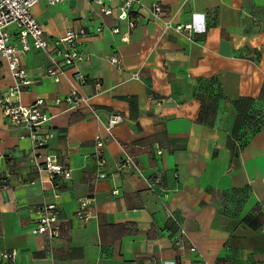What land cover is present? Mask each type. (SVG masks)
<instances>
[{"label": "crops", "instance_id": "crops-1", "mask_svg": "<svg viewBox=\"0 0 264 264\" xmlns=\"http://www.w3.org/2000/svg\"><path fill=\"white\" fill-rule=\"evenodd\" d=\"M93 1H40L32 9L50 38L85 30L82 49L91 59L67 69L59 83L46 75L50 52L21 59L33 81L22 103L44 101V130L53 133L36 153L55 155L72 177L57 201L63 234L50 257L48 241L32 231L37 206L55 201L52 184L29 162L27 133L0 111V253L18 252L0 264H264V125L243 146L237 139L240 115L264 113V0H159V19L156 0H141L126 20L102 15ZM124 2L112 0L115 14ZM184 24L194 34L175 30ZM75 73L87 83L78 84ZM13 85L0 65V94ZM73 87L87 103L71 110L64 98ZM112 115L122 121L108 132ZM97 138L106 147L103 179L93 159ZM126 154L139 174L118 173ZM153 177L160 179L156 192ZM163 194L196 252L175 248L178 228L166 219ZM80 199L92 202L85 227L74 217Z\"/></svg>", "mask_w": 264, "mask_h": 264}, {"label": "built area", "instance_id": "built-area-1", "mask_svg": "<svg viewBox=\"0 0 264 264\" xmlns=\"http://www.w3.org/2000/svg\"><path fill=\"white\" fill-rule=\"evenodd\" d=\"M40 1L46 2L53 6L68 2L70 0H0V65H5L13 79L14 85L4 94H0V111L3 116L7 118L11 127L24 130L26 136L33 144L32 154L29 156V162L33 165L35 172H46L53 188L52 203L42 204L36 208L35 229L32 234L44 237L49 247L47 255L52 256V244L55 239L62 237L63 223L61 220L60 208L57 201L61 198L62 186L66 180L71 179L72 170L61 165L58 158L50 153L37 154L38 149H44L47 141L52 137L53 133L45 131L44 127L49 123L50 117L43 110L44 101L37 100L31 105H24L22 103V94L25 89L33 84L29 73L22 67L21 59L24 55L32 50L50 52V65L46 69V75L52 79L54 83H59L66 70L72 68L79 63L88 62L91 59L90 54L82 49V41L88 37V33L83 29H66L61 37L50 38L42 24L32 14L33 7ZM126 2L119 8V12L115 14L111 5L112 0H94L93 2L98 6L102 15L113 16L116 15L118 20L129 19L133 5L139 4L141 0H125ZM153 5L152 15L156 18H161L164 15L161 4ZM130 28L134 27L132 21L129 22ZM11 28L16 30L13 35ZM175 30L179 33L194 34L192 24L178 25ZM102 32V27L98 28V33ZM113 34H118L117 28L111 31ZM15 39V40H14ZM123 42L127 41V36L121 39ZM51 52L53 53L51 55ZM111 63L118 65L119 60L116 57L110 58ZM74 80L80 85L87 83V79L81 73H75ZM99 86V84H96ZM150 100L160 104V100H155L150 97ZM64 101L71 110L78 109L86 105L87 99L84 98L76 87H73L69 94L64 98ZM122 119L118 115L110 116L106 131L110 130L120 123ZM25 136H21L24 138ZM95 152L93 159L97 166V177L100 179L106 178L103 168L106 165L105 158V141L102 138H97L94 142ZM3 156L0 155V158ZM10 164L14 163L13 157H7ZM130 171L134 174L140 173L139 164L130 155L126 154L121 160L118 167V173H125ZM35 181L27 182L26 184L33 185ZM149 187L152 192L155 191V186L160 185V179L153 177L148 180ZM9 186V178L2 180V187ZM117 190L113 191L116 195ZM160 200L164 201L166 219L175 223L178 228L174 239V246L178 251L196 252L194 245L189 244L188 236L185 228L180 224L174 213L168 208L165 202L168 199V194L158 195ZM92 202L90 199H80L79 207L74 214V217L81 227H85L88 221L92 218L90 211ZM0 257L3 260L14 262L17 260L18 252L2 251Z\"/></svg>", "mask_w": 264, "mask_h": 264}, {"label": "trees", "instance_id": "trees-1", "mask_svg": "<svg viewBox=\"0 0 264 264\" xmlns=\"http://www.w3.org/2000/svg\"><path fill=\"white\" fill-rule=\"evenodd\" d=\"M247 102L251 103L252 101L248 100ZM261 112H262L261 109L260 110L254 109V111L250 113L248 116H245V118H242V115H240V121H242V123L240 124L241 127L240 129L242 130L244 129V131L240 133V135H238L239 138L237 139L238 142L241 144V146H243L244 144L243 142H245L246 139H249L248 137L246 138V136L249 135V133L251 134L259 131L264 125V113ZM237 130L238 128L236 129V131Z\"/></svg>", "mask_w": 264, "mask_h": 264}]
</instances>
